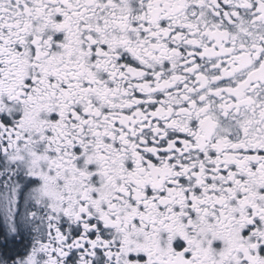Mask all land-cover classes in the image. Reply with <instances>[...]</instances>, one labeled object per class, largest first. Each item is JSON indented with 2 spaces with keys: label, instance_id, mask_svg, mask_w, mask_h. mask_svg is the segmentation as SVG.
<instances>
[{
  "label": "snow or ice",
  "instance_id": "6c2138e0",
  "mask_svg": "<svg viewBox=\"0 0 264 264\" xmlns=\"http://www.w3.org/2000/svg\"><path fill=\"white\" fill-rule=\"evenodd\" d=\"M0 264H264V0H0Z\"/></svg>",
  "mask_w": 264,
  "mask_h": 264
}]
</instances>
